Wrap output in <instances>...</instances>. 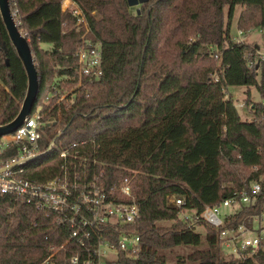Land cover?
Returning a JSON list of instances; mask_svg holds the SVG:
<instances>
[{
	"label": "trees",
	"instance_id": "16d2710c",
	"mask_svg": "<svg viewBox=\"0 0 264 264\" xmlns=\"http://www.w3.org/2000/svg\"><path fill=\"white\" fill-rule=\"evenodd\" d=\"M61 1L8 0L18 30L26 32L37 73L31 109L40 105L41 112L46 106L55 112L58 94L47 105L43 102L52 85L68 83L69 78L54 77L71 76L75 82L73 53L81 34L69 28L73 17L61 10ZM71 1L84 14L88 37L101 45L102 75L83 80L70 103L61 101L60 140L94 138L105 179L130 177L140 250L134 260L119 263L168 264L164 250L187 246L191 250L172 264H264L263 251L245 260L223 255L213 228H187L167 202L168 195L178 194L186 206L200 210L264 174V62L248 69L243 58L248 44L229 36L235 5L242 7L237 29L264 27V0H146L137 12L126 0ZM212 48L218 52L215 69L208 58ZM25 82L0 18V124L16 114ZM227 85L255 88L259 101H251L248 89L244 92L249 119H240L231 99L224 98ZM55 132V127H45L38 153ZM59 162L52 148L26 165L25 176L50 178L58 173ZM253 165L257 170L250 169ZM263 202L264 182L255 204L241 206L227 217V225L260 212ZM10 205L0 195V264H34L47 246L66 238L51 214L24 203L8 212Z\"/></svg>",
	"mask_w": 264,
	"mask_h": 264
},
{
	"label": "built area",
	"instance_id": "2783aa9c",
	"mask_svg": "<svg viewBox=\"0 0 264 264\" xmlns=\"http://www.w3.org/2000/svg\"><path fill=\"white\" fill-rule=\"evenodd\" d=\"M62 4V10H68L73 17L69 28L81 34V42L73 53L74 88H77L83 80L91 82L102 75L101 45L88 37L89 26L76 3L62 0ZM11 14L18 25L15 10ZM256 28L258 41L247 37L253 28L247 31L236 28L232 37L235 43L248 44L243 51L248 69L253 64L257 68L261 61L264 62V27ZM20 33L26 38V32ZM214 50L217 57L218 52ZM51 89L49 98L58 94L54 113H50V106H46L43 112L40 105L36 106L13 131L0 135V195L7 196L11 203L7 211H12L17 203L30 205L44 214H51L54 224L67 232L61 243L47 246L45 256L34 264H121L119 259L134 260L140 250V237L134 226L138 206L132 194L130 177L124 176L111 182L105 179V164L95 157L97 144L94 138L84 137L63 144L59 134L51 146L60 159L59 171L47 179L35 180L25 176L26 165L34 158L15 164L38 153L45 127L53 126L56 132L60 130V106L65 94L60 93L55 85ZM72 99L73 94L68 103ZM43 102L48 104V100ZM260 102L264 116V99ZM250 169L257 170V167L253 165ZM262 182L264 174H259L257 178L248 180L246 187L233 190L220 202L205 204L200 210L186 206L183 196L178 194L168 195L167 202L177 208V217L187 228L204 225L213 228L219 248L227 250V257L254 259L257 253L264 252V223L261 217L264 202L260 212L246 215L235 225H227V217L241 206L255 204ZM230 205L237 207L231 213L222 212L223 207Z\"/></svg>",
	"mask_w": 264,
	"mask_h": 264
},
{
	"label": "water",
	"instance_id": "95a60500",
	"mask_svg": "<svg viewBox=\"0 0 264 264\" xmlns=\"http://www.w3.org/2000/svg\"><path fill=\"white\" fill-rule=\"evenodd\" d=\"M146 0H126L128 6L130 5H141ZM138 9L136 8V12ZM0 18L8 37V40L13 47L17 58L19 59L24 73H25V91L22 97V100L19 104L18 110L14 117L5 124H0V135L9 133L13 131L21 122L22 119L29 113L31 110L32 104L34 102L36 91H37V73L35 70V64L33 57L27 43V40L24 35L20 33L17 28V25L14 23L13 16L10 11L8 0H0ZM60 131H57L53 134L49 140L47 147L44 151L36 153L32 156L25 157L15 164H22L30 159L36 158L41 155L43 152H47L51 149V146L54 140L58 137Z\"/></svg>",
	"mask_w": 264,
	"mask_h": 264
},
{
	"label": "rangeland",
	"instance_id": "374dc122",
	"mask_svg": "<svg viewBox=\"0 0 264 264\" xmlns=\"http://www.w3.org/2000/svg\"><path fill=\"white\" fill-rule=\"evenodd\" d=\"M139 5H130L129 8L132 10L133 8H138ZM242 7L240 5H235L234 6V10H233V14L232 17L230 18V23H229V36L232 38L233 36H235L236 34V18L238 15L239 10H241ZM225 11V9H224ZM253 28V32L248 34L247 37H249V39L258 41V34H257V28L256 27H252ZM42 48H49V44L47 43H41L40 44ZM211 52V56H209V62L210 64H212V68H216L218 66V58L214 57V48L210 49ZM204 63V62H203ZM203 63L199 62V65H202ZM57 74V73H56ZM65 78H69L68 79V83L65 84H60L62 87L59 88L60 93L65 94L64 95V99L63 102L64 103H68L69 100L72 98V94L73 93V89H74V81H69V80H73V78L71 76H59L57 75L56 77H54V81H58V80H64ZM72 82V83H71ZM248 89L249 90V95H250V99L251 101H259L260 98L255 90V88L251 85L246 86V85H227L226 88H224L223 93H224V98L228 97L231 99L237 113L239 114L240 119H249L250 118V112L248 109V106H246L244 104V98H245V90ZM68 96V98L66 99V97ZM49 100V97L46 96L44 98L43 101H47ZM237 206L234 205H230L227 207H223L222 208V212H226V213H231L236 209ZM261 217L264 223V212L261 213ZM191 250L190 247L187 246H174L170 249H166L164 250L162 253L165 255L166 258V262L168 264H172L175 261V258L177 257H181V256H185V254L187 252H189ZM222 252L223 255L227 256L226 254L228 253L227 250L225 249H221L220 250Z\"/></svg>",
	"mask_w": 264,
	"mask_h": 264
},
{
	"label": "crops",
	"instance_id": "0c3cea01",
	"mask_svg": "<svg viewBox=\"0 0 264 264\" xmlns=\"http://www.w3.org/2000/svg\"><path fill=\"white\" fill-rule=\"evenodd\" d=\"M66 1H68V0H66ZM62 6H63V4H62V5H60V8H61V10H62Z\"/></svg>",
	"mask_w": 264,
	"mask_h": 264
}]
</instances>
